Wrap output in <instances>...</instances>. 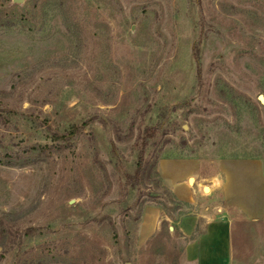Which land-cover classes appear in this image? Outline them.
<instances>
[{
	"label": "rangeland",
	"instance_id": "rangeland-1",
	"mask_svg": "<svg viewBox=\"0 0 264 264\" xmlns=\"http://www.w3.org/2000/svg\"><path fill=\"white\" fill-rule=\"evenodd\" d=\"M224 158L264 162V0H0V264H180L172 222L139 237L189 208L159 161ZM229 210L232 264H264Z\"/></svg>",
	"mask_w": 264,
	"mask_h": 264
},
{
	"label": "crops",
	"instance_id": "crops-1",
	"mask_svg": "<svg viewBox=\"0 0 264 264\" xmlns=\"http://www.w3.org/2000/svg\"><path fill=\"white\" fill-rule=\"evenodd\" d=\"M209 168L201 171L195 159H161L159 172L163 181L176 199L189 208L173 221L158 204H151L145 207L141 218L142 241L155 234L164 220L172 222L183 237L189 238L180 264L233 263V218L229 208H237L247 219H264V162L261 159L224 158L213 161ZM214 194L220 195V203L204 209L199 207L203 198Z\"/></svg>",
	"mask_w": 264,
	"mask_h": 264
},
{
	"label": "trees",
	"instance_id": "trees-1",
	"mask_svg": "<svg viewBox=\"0 0 264 264\" xmlns=\"http://www.w3.org/2000/svg\"><path fill=\"white\" fill-rule=\"evenodd\" d=\"M145 137V136H144ZM3 162V161H2ZM9 164H12V161H9ZM141 164V163H140ZM140 166V165H139ZM139 170V169H138ZM137 175L139 174V171H137L136 173ZM136 176V175H135ZM175 228V226H174ZM5 237H6V230L1 227V244L3 245V247H5V243H4V240H5ZM6 250V249H5Z\"/></svg>",
	"mask_w": 264,
	"mask_h": 264
},
{
	"label": "water",
	"instance_id": "water-1",
	"mask_svg": "<svg viewBox=\"0 0 264 264\" xmlns=\"http://www.w3.org/2000/svg\"><path fill=\"white\" fill-rule=\"evenodd\" d=\"M260 99L263 101V98H262V96L260 97ZM193 182V180H192V178H190V180H189V183H192ZM204 191L207 193V192H209V187L208 186H206L205 188H204ZM170 229L172 230L173 229V227L172 226H170ZM126 264H128V263H126Z\"/></svg>",
	"mask_w": 264,
	"mask_h": 264
},
{
	"label": "bare ground",
	"instance_id": "bare-ground-1",
	"mask_svg": "<svg viewBox=\"0 0 264 264\" xmlns=\"http://www.w3.org/2000/svg\"><path fill=\"white\" fill-rule=\"evenodd\" d=\"M216 182L218 183V179L216 180Z\"/></svg>",
	"mask_w": 264,
	"mask_h": 264
}]
</instances>
